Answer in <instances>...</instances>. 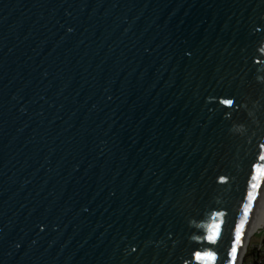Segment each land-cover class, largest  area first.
I'll return each mask as SVG.
<instances>
[{"label": "water", "instance_id": "obj_1", "mask_svg": "<svg viewBox=\"0 0 264 264\" xmlns=\"http://www.w3.org/2000/svg\"><path fill=\"white\" fill-rule=\"evenodd\" d=\"M262 145L264 0H0V264H238Z\"/></svg>", "mask_w": 264, "mask_h": 264}, {"label": "rangeland", "instance_id": "obj_2", "mask_svg": "<svg viewBox=\"0 0 264 264\" xmlns=\"http://www.w3.org/2000/svg\"><path fill=\"white\" fill-rule=\"evenodd\" d=\"M264 236L263 226L254 232L247 240L240 264H254L256 261L264 258V248L261 247V240Z\"/></svg>", "mask_w": 264, "mask_h": 264}, {"label": "bare ground", "instance_id": "obj_3", "mask_svg": "<svg viewBox=\"0 0 264 264\" xmlns=\"http://www.w3.org/2000/svg\"><path fill=\"white\" fill-rule=\"evenodd\" d=\"M263 223H264V185H263L261 194L259 196L256 211L253 215V218L251 219V222L248 228V233L246 234V238L244 241L242 252L238 260V264H240L241 262V257L243 256L247 240L249 239L251 235L254 234V232H256L258 229H260L263 226Z\"/></svg>", "mask_w": 264, "mask_h": 264}, {"label": "snow or ice", "instance_id": "obj_4", "mask_svg": "<svg viewBox=\"0 0 264 264\" xmlns=\"http://www.w3.org/2000/svg\"><path fill=\"white\" fill-rule=\"evenodd\" d=\"M224 103L230 105L232 103V101L231 100H226V101H224ZM261 147L264 148V145H262ZM259 159L260 160H264V155L260 156ZM252 169H253V172L257 173L259 176H264V166H259V165L253 164ZM257 178H258L257 175H253V177H252L253 180H256ZM252 186L253 187H258V185H255V184H253ZM249 196H251V193H249ZM245 215H247V211L245 212ZM208 239H212V237L210 236V237H208ZM235 252H236V247L234 245L233 254ZM211 255H212L211 253H203V254L200 253V252L194 253V256H195V258L197 260H199V259H201L203 257H209L210 258Z\"/></svg>", "mask_w": 264, "mask_h": 264}, {"label": "trees", "instance_id": "obj_5", "mask_svg": "<svg viewBox=\"0 0 264 264\" xmlns=\"http://www.w3.org/2000/svg\"><path fill=\"white\" fill-rule=\"evenodd\" d=\"M261 247L264 248V236H263V238L261 240ZM254 264H264V258L256 261Z\"/></svg>", "mask_w": 264, "mask_h": 264}]
</instances>
